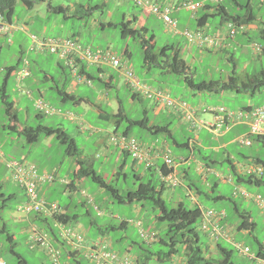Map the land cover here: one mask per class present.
<instances>
[{
	"label": "rangeland",
	"instance_id": "1",
	"mask_svg": "<svg viewBox=\"0 0 264 264\" xmlns=\"http://www.w3.org/2000/svg\"><path fill=\"white\" fill-rule=\"evenodd\" d=\"M179 1L183 0H162V4L168 5L171 9L170 17L175 21V27L167 25L158 15L145 14L143 9L131 0H42L36 3L32 9H27L20 0L16 1L13 25L8 32L0 33V85L4 81L6 67L16 65L20 58L26 57L31 61L35 59L36 62L31 64L33 78H37L40 81L34 82L31 87H28L31 93L29 97L24 93L21 94L17 89V82L24 88L27 85L15 73L8 77L5 85L6 93L14 102L16 121L19 126H37L40 123L64 128L76 141L79 150L78 155L68 156L64 153V146L57 141L55 136H40V141L37 143H28L27 138L23 134L9 129L10 121L4 113V107L0 100V152L3 154V159L0 160V194H3L4 197L13 194V197L6 201L3 207H1L3 205V197L0 196V223L6 222L7 229L14 236V250L21 254L29 264H48L49 260L47 256L40 253V250H36L38 249L35 248L37 246L34 247L35 249L30 248L28 237L32 225L24 221V214L18 212V209L27 201L26 195H24V190L13 179L10 169L5 164V160H16L38 165L46 168V171L50 173L56 170L61 177L68 173L69 179L75 181L74 171L76 170L75 166L79 156L89 162L93 170L100 174L106 182L119 189L121 194H125L129 190L135 189L140 181L149 179L159 188L161 179L158 173L153 170L148 171L140 180H137L134 176L133 168L135 172L141 174L143 172V163L134 162L130 155L117 160L114 154H105L104 144L108 143L109 134L115 129L116 122L120 118L118 114L121 111L132 118L138 119L146 114L150 122L154 121L153 123L159 125L169 123L175 139L180 142H184L188 136L194 135L193 132L188 130L186 124L181 129L176 130L177 120L169 117L168 112H159L154 116L151 104L153 99L142 95L140 101L131 102L132 92L125 86V78L122 74H114L116 89L104 88L97 80H92V83L88 85L84 82L79 85L76 92L81 97L88 98L90 103L83 102L77 105L71 100L62 101L54 90H49L48 87L53 86V83L50 80L42 82L40 76L42 73L47 72L55 76L58 80V85H61L63 80H65L66 84L64 86L67 90L71 89L72 78L68 70L64 72L57 70L58 68L54 64L56 57L53 54L28 51L30 45L29 33H34L39 37L62 38H67L72 33H75L80 43L92 50H107L118 56L123 63L133 70V73L141 82L166 90L172 98L186 101L190 105L223 106L227 109L264 105V87L253 94L229 89L197 91L192 89L181 77L174 74L160 73L159 69L146 71L143 65L140 36L133 38L122 35V22L132 20L134 16L143 21L145 31L142 34L144 37L153 36L155 50L163 46H176L178 48V58L189 66L190 73L188 75H192L191 77H193L195 82L210 80L213 81L212 85L215 88L218 84L226 82L229 75L237 76L238 81L241 82L245 80L244 77L246 75L264 70V54L256 51L253 46L257 44L264 48V38L260 32L251 31L249 36L246 37L242 30H239L234 36V40L231 41L230 47L227 48L224 47V44H221L220 47L203 45L198 48L197 44L188 42L183 32L186 30L194 31L197 28V18L206 11L198 8L195 13H192L185 8H177L175 5ZM190 1H207L213 6H218L214 0ZM250 2L253 10L261 17V21H257L254 24L258 28L264 27V3H260L259 0H251ZM48 3L66 7L69 18H64L62 12L57 14L48 12ZM77 4L84 5L87 10L91 6L99 7L89 12L90 14L84 11L86 14L82 18H77L74 16L78 13L76 10ZM222 4L231 10L232 5L227 0H224ZM220 19L219 15L208 17V34L216 37L218 33H226L227 29L219 25ZM108 22H112L115 25H106L101 28V23ZM139 25L138 22H132L130 27L140 28ZM167 52L171 54L170 48ZM172 56L175 57L177 54ZM92 68L95 69V67ZM101 68L106 72L113 70L112 67L107 65H102ZM41 96L51 107H60L62 111H56L51 114L42 113V117L37 118L38 111L34 108L33 101ZM96 104H100L102 112L108 114L106 119L98 116ZM118 106H121L122 110H118ZM114 114H117L118 117H115ZM198 115L205 117L206 120H210L212 117L209 112L199 111ZM126 125L125 120L120 121L116 134H122ZM149 134L148 130L139 127H133L130 131V135L140 142H145ZM169 145L170 149L164 151L167 153L169 150L171 156H174L177 149L173 143H169ZM229 147L245 152L251 150V148L240 147L236 144H231ZM164 154L159 158L160 164L163 162ZM259 154L264 160L263 147L260 149ZM214 155L218 160L215 167L221 172V177L217 179V184L212 191L202 186L200 180L198 181L203 188L202 190L208 196H197L201 208L223 210L225 212L224 224L231 243L224 241L221 244L233 250L232 260L234 262L264 264V261L255 258L258 251L257 241H264V212L252 199H244L239 194L233 195L234 184L228 178L235 180V177L227 175L228 163L222 160L224 153L219 151L215 152ZM193 169L196 171L195 168ZM192 174L196 176L198 172L196 171V173ZM55 176L58 180L56 174ZM224 178L228 181H225ZM79 181L83 194L79 193L78 196L72 198L71 206H69L71 203L69 201L70 195L65 193L64 188L60 187V184H57V187H60L59 190L52 191V198L57 200L61 206H67L70 214L77 215V219L72 220L70 225L76 228L84 238L94 240L106 237L108 243L111 244L117 253L128 255L134 260L138 259L141 263L144 261V264H186V256L182 254L181 247H179V253L165 263L149 254L150 251L167 250V246L162 245L158 241L160 238L166 237V224L157 218L159 212L156 209H152L149 202L120 203L115 199L113 200L104 188L97 186L89 178L83 177ZM243 187L249 193L261 194L264 197V187L249 186L245 183ZM183 189L185 188L177 186L175 191L179 190L182 192L178 191L173 198L169 197L170 190L168 187L165 186L162 189L161 197L168 208L176 207L179 202H184L187 207L196 206ZM220 194L224 196L223 199H213V197ZM80 200L85 202L84 206L80 205ZM233 202L236 203L240 210H246L251 213L252 219L256 224L251 233L237 229L240 218L233 210ZM30 214L35 215L34 212L28 213V215ZM90 220H93V223ZM121 222L126 223L124 228L119 227ZM137 222H140L139 226H137ZM199 224L200 219L197 220L195 226L199 233L203 254L209 259H220V252L218 250L213 251L214 246L211 239L199 229ZM108 226L116 228L106 233L105 228ZM140 230L145 234L153 233L156 238L155 241L152 243L145 242ZM232 243H237L241 247H248L249 252L240 253L234 248ZM0 254L5 257L8 264H20L17 262L16 257L8 251V242L5 241L2 233H0ZM83 263L94 264L86 259H83Z\"/></svg>",
	"mask_w": 264,
	"mask_h": 264
},
{
	"label": "trees",
	"instance_id": "2",
	"mask_svg": "<svg viewBox=\"0 0 264 264\" xmlns=\"http://www.w3.org/2000/svg\"><path fill=\"white\" fill-rule=\"evenodd\" d=\"M17 0H0V24H12L13 23V16H14V8ZM21 3L27 8L32 9L34 5L42 0H20ZM230 2V4H233L234 6H231V10H226V5L220 3L218 6L210 5L207 1L204 2L203 6L207 9H213L214 12L208 15H205V21L208 20L209 16L219 15V17L225 22L230 21L235 26H244L247 27L252 22H254V19L256 18V12L253 10L251 5V0H227ZM77 18H82L84 14H86L84 11H87V13L92 12V10L98 8L99 6H91L88 10L85 9L84 5L77 4L76 5ZM201 7V8H202ZM83 9V11H82ZM67 8L63 7L62 5H52L51 3H48V9L47 11L50 13H60L62 12L64 15V18H69V15L66 12ZM84 12V13H83ZM90 14V13H89ZM48 18V17H47ZM138 18L133 17L132 20H127L122 22V35L124 37H137L140 36V46L143 52V65L145 66V69L147 72L159 69L160 73H170L174 74L178 77H181L183 81L188 83V85L197 91L202 90H213V91H221V90H234L236 92H249L250 94H253L255 91L260 90L264 87V70L257 71L252 74L246 75L243 81H238V77L235 75H229L228 80L222 84H218L215 88H213V81H199L195 82L193 80V77L189 76V66L182 60L178 58V48L175 46H163L157 50H155V45L153 41V36H149L148 38H145L142 34L143 31H145V27L141 26L140 28L136 27H130V24L132 22H137ZM106 25L114 26L115 24L112 22L108 23H101V28H104ZM261 34L264 38V30L261 31ZM72 39H77L76 34L72 33L71 36H68ZM230 38V37H229ZM233 38V37H232ZM170 48L171 54H177V56L173 57L171 54L167 52V50ZM95 51V50H94ZM97 51V50H96ZM30 52H36L41 53L40 51H30ZM125 53H127L125 51ZM129 55V54H128ZM23 58L18 59L16 62V65L8 66L5 68V77L3 83L0 85V100L4 107V113L9 118L10 125L9 129L11 131H18L20 134H23L27 138V142L30 144H35L38 141H40V136H55L57 141L64 146V153L68 156H74L79 154L78 147L73 140V138L61 127H53L43 124H38L37 126H19V123L16 121V110L14 109V102L11 100L10 96L6 93V82L8 77L11 75L14 69L18 67V65L21 63ZM80 72L83 74H86V76L91 77L92 80H97L99 82H103V79L96 76V74H90L87 70L84 68L80 69ZM106 84V83H105ZM166 91V90H165ZM167 92V91H166ZM58 95H60L61 100L65 101L67 99H76L73 95H68L66 92H64V89H59L56 92ZM136 96L138 99H141L140 94L133 93L132 98L135 99ZM78 102V101H77ZM248 106H245L244 108H247ZM120 118L116 122V127L114 131H116L119 127V123L122 120H125L127 123L126 127L123 129L122 134L129 135V131L132 127H139V128H145L148 131L151 132L153 135H165L167 138L171 140L172 143L181 144L183 146H186V141L180 142L174 137V133L170 129L169 123H166L164 125L159 124H151L148 125L149 119L147 115L145 114L142 118H132L131 116L127 115L123 111L118 114ZM117 114H114L115 117H118ZM37 118L42 117V113H37ZM253 141L261 143V148H264L263 139L260 137H254ZM251 147V145H250ZM253 147H251L252 149ZM247 151L246 153H248ZM257 154V153H256ZM245 156L249 157L250 163L261 166L263 168V173L261 175L256 174H239L236 172H233V176L235 177V181L240 184H247L249 186H256V187H264V160L261 158L260 154L255 155L254 157H250L248 154ZM231 161H229L230 163ZM77 164L78 169L75 174V178H89L90 181L97 184V186L104 188L109 196L114 200H117V202L120 203H141L143 201L149 202L152 209H156L159 212V215H157V218L161 221H164L166 224L165 229V236L164 238H160L158 241L164 245L167 246V250L161 251H150V255L155 256V258L163 263L170 261L174 256H176L179 253V247L182 249V254L186 256V264H241L236 263L232 260V254L233 250L231 248L224 247L220 241H216V246L218 249V252H220L221 258L216 259H209L206 258V256L203 254L202 248L200 246V238L199 233L197 230V227L195 226V223L198 219H200V208L195 207H187L184 202H179L176 207H167L165 201L161 197V188H163V184H160V187L158 188L155 184L152 183V181L149 179L147 181H140L137 184V187L133 190L127 191L125 194H121L119 189L115 188L113 185L106 182L100 174H98L89 162L85 161L81 157L78 156L77 158ZM162 167V172H166L165 169ZM137 180L141 179L140 174L134 175ZM74 183L72 182L71 185ZM217 182L214 184V187L216 186ZM198 193L202 194L205 197H208L204 191L203 188L197 184L194 185ZM0 196L3 197V205L1 207L5 206V202L8 201L13 197V194H9L8 196L4 197L3 194H0ZM223 195H217L213 197V199H223ZM80 205H85V202H81ZM233 210L240 218V221L237 225V229L241 231H247L251 233L253 229L255 228V221L252 219L251 213L246 210H240L235 202H233ZM89 214V212H88ZM41 226H44V228L52 235L53 238H58V236L55 233L54 227L52 225L53 221L48 218H40L38 217ZM55 219L60 220L62 222H70L72 220L77 219L76 214H68L65 213V211L61 213V215L57 216ZM52 221V222H51ZM91 223H93V220H90ZM224 222V221H223ZM125 222L120 223V228L125 227ZM114 226H108L106 227L105 231L106 233L109 232L111 229H115ZM0 233L4 234V239L6 242H8V251L14 255L17 259V262L20 264H28L21 254L17 253L14 250V236L9 230L7 229L6 222L0 223ZM258 251L256 254V258L264 261V241H257ZM235 248V247H234ZM69 255L65 258L68 259V261L71 264H84L83 259H86L85 256L81 255H75L74 251H72ZM87 260V259H86ZM137 264H144V261L141 263L138 259L136 260Z\"/></svg>",
	"mask_w": 264,
	"mask_h": 264
},
{
	"label": "built area",
	"instance_id": "3",
	"mask_svg": "<svg viewBox=\"0 0 264 264\" xmlns=\"http://www.w3.org/2000/svg\"><path fill=\"white\" fill-rule=\"evenodd\" d=\"M135 4L140 6L144 12L158 15L163 21L175 27V21L170 17L171 9L168 5H161L160 0H132ZM224 0H214L216 3H221ZM264 2V0H259ZM202 4L190 0L181 1L177 4L178 8H185L191 12H195ZM11 28V25H1L0 32L6 33ZM243 26H235L231 22L226 23L227 36L233 37L238 30ZM14 29V27H13ZM12 29V30H13ZM183 35L188 42L197 44L199 46L209 45L214 47L220 46L218 37H214L202 30L183 32ZM30 51L48 52L55 54L61 58L68 68L72 71L75 81L85 82L90 84L91 79L82 75L79 72V66L85 63L88 66L101 68L102 65H107L113 69L121 72L128 84V86L135 92L141 93L146 97L154 99L159 105L174 109L181 112L185 120L194 129H206L214 135L222 133L235 124H246L248 127L247 133L240 135L237 141L244 145L251 144V137H260L264 140V105L253 106L240 109H227L223 106L204 107L198 110L196 107L189 105L183 100L172 98L163 90H157L142 83L138 77L133 73V70L121 61V59L110 51H94L89 47L81 45L77 40L72 38H58V37H39L35 34L29 33ZM256 50L260 46L254 45ZM16 75L21 79L29 75L28 60L23 59L20 69ZM99 76L102 73L99 72ZM29 95V91H26ZM35 109L44 114H51L56 111L41 97L33 101ZM209 112L212 115L211 120L201 119L198 112ZM111 141L123 150H127L133 159L138 162L150 164L151 154L150 149L140 145L134 138L126 136H112ZM3 154L0 152V159ZM7 168L10 169L13 179L24 189L27 201L19 211L22 214L36 212L47 216H54L60 213V207L55 202H48L46 199L39 197L37 193V186L43 183H51L55 181L56 177L52 173L38 172L33 164L25 163L16 160H5ZM164 164L167 172L162 175L165 183L172 187L180 184V180L176 173V164L167 153L164 155ZM201 169V166H199ZM247 173L261 174V166L246 167ZM235 194H240L245 198L252 199L256 205L264 212V197L261 194H250L244 188L237 187ZM224 211H215L212 209H205L201 212L200 229L206 232L213 240L227 239L224 228L221 225V220L224 217ZM139 224V223H138ZM55 226L58 229L59 236L73 248L83 251L87 258L94 264H134L128 256L119 255L114 252L103 239H96L88 243H84L80 235L70 227L56 222ZM141 235L146 239H151L152 236L144 234ZM30 247H42L47 250L52 264H69L67 260L61 258L60 250L56 249L50 242L49 235L36 227H33L29 233ZM237 249L241 252H248L247 247H241L236 244ZM0 264H7L6 261L0 257Z\"/></svg>",
	"mask_w": 264,
	"mask_h": 264
},
{
	"label": "crops",
	"instance_id": "4",
	"mask_svg": "<svg viewBox=\"0 0 264 264\" xmlns=\"http://www.w3.org/2000/svg\"><path fill=\"white\" fill-rule=\"evenodd\" d=\"M161 2H162V0H161ZM209 4L213 5L211 3H209ZM231 5L234 6L233 4H231ZM201 10H205L206 12H204L202 14V16L197 18V28H195V30L200 29V30H202V31L207 33L208 20L205 21V15H208L210 13L212 14L214 12V10L211 9V8L206 10V8H204V7H202ZM226 10H228V8ZM145 14L150 15L151 13H145ZM260 18H261L260 15H258L256 13V18L254 19V22H252L250 25H248L247 27L244 28L242 33L246 37L249 36L251 31H258L261 34V31L264 30V27L258 28L257 25L254 24L257 21H261ZM137 22L140 24L139 25L140 27L144 25L143 21H140V19H138ZM219 23H220L219 24L220 26H224L225 20L220 19ZM218 34H220V33H218ZM222 34H225V33L222 32ZM261 36L263 37L262 34H261ZM222 38H223V36H222ZM234 38L235 37H233V38L224 37L222 39L223 40L222 42L225 45L224 47H226V48L230 47V43H231V41L234 40ZM82 45L85 46L84 44H82ZM198 48H200V46ZM53 55L56 57V60H55L54 64H56V68H58L57 70H60L62 72H64L65 70H68V72H69V74H70V76L72 78V84L70 85L71 89H68V90L66 89V87L64 86L66 84L65 80H63L61 85H58V80L55 78V76L50 75L47 72H44V73L41 74V76H40L41 81L45 82L46 80H50L53 83V86H49L48 87L49 90H54L55 93H56L59 89L63 88L64 92H66L68 95H73V96L76 97V99H78V100L67 99L64 102H66L68 100H71L74 104H77V105H80L83 102L90 103L88 98H85V97L83 98V97H81L78 94V92H76L77 87L79 85H81L83 82L75 81V77H74L72 71L70 70V68L65 66V64H64V62H63V60L61 58H59L55 54H53ZM24 58H26V57H24ZM26 59L28 60V67H29V70H30V74H29V76H27L26 78L23 79V82H24L25 85H27V87L24 88V87L19 85V82H17L18 83L17 89L20 91L21 94L24 93L27 97H29L31 95V93H30V95H28L26 93L27 90L30 91V89L28 87H31V84H33L34 82L35 83L39 82L40 80L37 79V78H33V69L31 68V64L35 63L36 60L33 59L31 61L29 58H26ZM37 63H38V61H37ZM20 65H21V63L18 66H20ZM86 67L87 68H85V70L90 72V74H94V75L97 74L96 68L93 69L92 67H90L88 65H86ZM115 73L121 75V72H118V71H116L114 69L111 72H108V71L106 72L105 71V76L106 77H104L103 82H99V84L103 85L104 88H111V89L114 88V89H116V87H115L116 86V83H115V75L116 74ZM28 82H29V84H27ZM125 86L129 89V87L126 84H125ZM153 88L161 89V88H156V87H153ZM161 90H163V89H161ZM163 91H165V90H163ZM132 94H133V92H132ZM132 94H131V97H130L131 98L130 99L131 102H134L135 100H139L140 101V99H138L137 96H136L135 99H133L132 98ZM30 99H31V97H30ZM151 102H152L151 104H152V110H153V115L154 116L157 113H159V112H168L169 117L176 118V120H177L176 130L181 129L184 126V124H186L187 127H188V130H190L191 132L194 133V135L188 136V138L186 139V143H187L186 146H183L181 144L173 143L175 145L177 151H176V153H174V156H172V157H173L174 161L177 162L176 170H177V173L179 174V176H180V178L182 180L181 186H182V188H185V189H183L185 194L189 195L190 199L192 200V202L195 203L196 206L199 207V208H201V205H200V202H199L197 196H201L202 194L198 193V191L196 190L194 185L195 184L199 185L198 181L200 180L201 183H202V186H204L206 189H210L212 191L214 189V184L217 182V179L219 178L213 172L214 171H218L221 174V172L215 167L217 165V163H218L217 157L214 155L215 152L222 151L224 153V158L222 160L225 163H228L227 164V169H226L227 170L226 172H227L228 176H233V172L239 173L241 175L245 174V167L251 162L250 159H248L249 157H247L245 155L248 154L250 157H254L255 155L259 154V151L261 149V143L256 142V141L254 142L253 138H252L251 147H253L254 149L252 148L251 150H249L248 153H246L245 151H242L240 149L236 150V149H232V148L229 147L231 144H233V145L236 144V145H238L240 147H245V146L241 145L237 141V138L239 137V135L247 133V125L246 124H235V125L231 126L229 129L224 130L219 135H213V134L209 133L208 131H206L204 129L195 132V131L191 130V128L188 126V123L185 121L183 115L180 112H177L176 110H174V111L170 110V109L168 110V108H165L164 106L159 105L158 103L156 104V101H154V100H152ZM104 103H105V101H104ZM95 106H96V110H98V116L100 118L106 119L108 114H105V113L102 112L101 105L100 104H96ZM192 106L196 107L197 109H202V108L206 107V106H203V105H199V106L192 105ZM248 107H253V106H248ZM55 109H57L59 111H62L60 107H57ZM119 109H121V106H118V110ZM199 117L201 119H205V117H203V116H199ZM153 122H150V119H149L148 125L157 124V123H153ZM116 131L113 130V132H111V133L109 131H106V132L110 133L109 135H112L114 133H117ZM130 131H131V129H130ZM130 131H129V135H130ZM148 132L150 133L148 139L145 142H140V143H142L143 145L152 147V150H153L152 164L149 167H145L143 165V172H141L140 175L142 177L148 171H153L154 170L155 172L158 173V175L160 177V171L162 169L163 162L160 164L159 163V158H161L162 154L166 153L165 152V151H167L166 149H170L169 143H172V142L165 135H163V136L156 135L155 136V135L151 134L150 131H148ZM108 138H110V136ZM75 143H76V141H75ZM263 143H264V141H263ZM251 147H248V148H251ZM104 152H105L106 155H109V154L113 155L114 154L115 157L117 158V160H121V158H124L126 155H128L125 151H121L119 148H117V146L112 144L110 141H108V143L104 144ZM229 161H231V162L229 163ZM198 164L199 165L202 164L207 169H205L202 173L197 171L196 167H197ZM36 167H37L39 172L46 171V168H44V167H40L38 165H36ZM78 167L79 166L76 163V166H75L76 170L74 171L75 174L77 172ZM193 168H195V170L198 172V174H196V176H193V174H192V173H196V171H194ZM133 171H134V175L135 174L138 175V173L135 172L134 168H133ZM46 172H49V171H46ZM52 173H55L57 175L59 182H57L58 181L57 180L53 184H41V185H39L38 188H37V192H38V195L40 197L46 198V199L51 200V201H56L58 203L57 200L52 198V195H53L52 191H55L56 189L59 190L60 187H63L65 193H68V195H70V197H69L70 198L69 199L70 202L73 201L72 198H75L76 196H78L79 193L83 194L81 192V186H80V181H79L82 178H75V181H73V180L69 179L68 173H66L62 177L59 176V173L56 170H53ZM75 174H74V176H75ZM63 180H65L67 182L68 181L69 182H73L74 184L70 185V186H66L62 182ZM230 182L232 184H234L233 185V190L236 187V185H239V186L243 187L242 184L237 183L232 178H231ZM57 184H60V187H57ZM165 186L166 185H164L163 188ZM163 188H161V191H162ZM168 189L170 190L169 197H171V198H173L174 195L177 194V192L179 191V190L175 191L176 187H175V189L168 187ZM179 192H182V191H179ZM81 202L82 201L80 200V204H82ZM71 205H72V202L69 204V206H71ZM61 207L63 208L65 213L70 214L69 213V208L67 206L66 207L61 206ZM18 212L20 214H22L19 211V209H18ZM23 216L25 218L24 221H26L28 224H31V225L34 224V225H37V226H41V222H40L38 216L36 217L34 214H30V215H26V216L23 215ZM20 217H21V215H20ZM22 220H23V218H22ZM223 221H222V224L225 225ZM71 222L72 221H70V223ZM225 227H226V225H225ZM224 241L228 242L227 240H224V239L222 241H220V242H224ZM52 243H53V245L56 248H59V250L61 251L62 259H65L66 255L69 256V254H68L69 252H67V251L70 250V247L67 244L63 243L62 241H60L56 237L52 239ZM212 243H213V246H214L213 251L218 250L217 246H216V242L212 241ZM35 248H38L36 250H40V253H42L44 256H47V258L49 260L48 264H51L50 256H49V254H47L46 249L44 250V248L39 247V246H37ZM79 252H80V255L83 256L82 252L81 251H79ZM0 256H3V255L0 254ZM3 258L5 259L4 256H3ZM23 259L28 263V261L24 257H23Z\"/></svg>",
	"mask_w": 264,
	"mask_h": 264
},
{
	"label": "clouds",
	"instance_id": "5",
	"mask_svg": "<svg viewBox=\"0 0 264 264\" xmlns=\"http://www.w3.org/2000/svg\"><path fill=\"white\" fill-rule=\"evenodd\" d=\"M132 1V0H131ZM183 1H185V0H183ZM133 2V1H132ZM179 2H181V1H179ZM179 2H177V4L179 3ZM199 2V1H198ZM204 2L205 1H202V2H200L202 5L199 7V8H201L202 6H203V4H204ZM260 2V1H259ZM222 3V2H221ZM260 3H262V2H260ZM264 3V2H263ZM160 4L161 5H164V4H162V2H161V0H160ZM177 4L175 5L176 7H177ZM217 4H220V3H217ZM137 5V4H136ZM138 6V5H137ZM178 8V7H177ZM197 11V10H196ZM195 11V12H196ZM144 12V11H143ZM194 12V13H195ZM146 13V12H145ZM193 13V12H192ZM228 22H230V21H228ZM226 23L227 22H225L224 23V28H226ZM1 25H13V23L12 24H0V26ZM197 30H200V29H197ZM242 31L244 30V26H243V28L241 29ZM239 31V30H238ZM237 31V32H238ZM0 33H2V32H0ZM226 33H227V31H226ZM217 34V36L216 37H218L219 38V40H220V46H221V44H223V38L224 37H229V36H227V34ZM32 34H34V33H32ZM236 35V34H235ZM234 35V36H235ZM222 36H223V38H222ZM233 36V37H234ZM59 38V37H58ZM60 38H62V37H60ZM67 38H69V37H67ZM230 38H232V37H230ZM75 40H77L79 43H80V41L78 40V39H75ZM81 44V43H80ZM82 45V44H81ZM254 45H257V44H254ZM253 45V46H254ZM86 46V45H85ZM219 46V47H220ZM258 46H260V45H258ZM86 47H88V46H86ZM214 47V46H213ZM255 48V47H254ZM91 49V48H90ZM255 50H256V48H255ZM28 51H30L29 50V47H28ZM96 51V50H95ZM98 51V50H97ZM256 51H258V52H262L263 54H264V48L262 47V46H260V49H258V50H256ZM26 59V58H25ZM22 61H23V59H22ZM22 61H21V65H22ZM21 65L20 66H18L16 69H14L13 70V72L12 73H15V75H16V72L20 69V67H21ZM90 67H94V66H90ZM29 68V67H28ZM81 68H87L86 67V64L85 63H82L80 66H79V72H80V69ZM96 68V71H97V77H99V78H101V79H104V77H106L105 76V71L102 69V68H97V67H95ZM115 70V69H114ZM117 71V70H116ZM99 72H101L102 73V76L100 77L99 76ZM119 72V71H118ZM11 73V74H12ZM82 75H84V76H86L85 74H83L82 72H80ZM29 74H30V70H29ZM122 74V73H121ZM123 75V74H122ZM29 76V75H28ZM86 77H88V76H86ZM26 78V77H25ZM88 78H90L91 79V83H92V78L91 77H88ZM24 79V78H23ZM125 82H126V80H125ZM85 83V82H84ZM90 83V84H91ZM142 83H144V82H142ZM86 84H88V83H86ZM144 84H146V83H144ZM126 85L128 86V84H127V82H126ZM146 85H148V86H150L149 84H146ZM129 87V86H128ZM151 88H153L152 86H150ZM129 89L133 92V93H136V94H140L141 96L143 95V94H141V93H137V92H135V91H133L130 87H129ZM155 89V88H154ZM157 90H161V89H157ZM28 91V90H27ZM166 92V91H165ZM29 93H30V91H29ZM166 93H168V92H166ZM169 94V93H168ZM30 95V94H29ZM145 96V95H144ZM146 97V96H145ZM42 98V97H41ZM146 98H149V97H146ZM152 99V98H151ZM177 99V98H176ZM154 100V99H153ZM155 101V100H154ZM186 102V101H185ZM187 103V102H186ZM156 104H157V102H156ZM190 105V104H189ZM192 106V105H191ZM165 107V106H164ZM206 107H208V106H206ZM217 107V106H216ZM248 108V107H247ZM37 110V109H36ZM174 110V109H173ZM198 110H200V109H198ZM38 111V110H37ZM39 112V111H38ZM178 112V111H177ZM41 113V112H40ZM181 113V112H180ZM182 114V113H181ZM200 116V115H199ZM184 117V116H183ZM212 118V117H211ZM185 119V118H184ZM206 120V119H205ZM211 120V119H210ZM186 121V120H185ZM187 122V121H186ZM188 123V122H187ZM188 126L191 128V130H193V131H195V132H197V131H200V130H202V129H204V128H202V129H199V130H197V129H194V128H192L191 127V125L188 123ZM204 130H206V129H204ZM247 130H248V127H247ZM207 131V130H206ZM209 132V131H208ZM209 133H211V132H209ZM212 134V133H211ZM221 134V133H220ZM214 135V134H213ZM219 135V134H218ZM242 135H244V134H242ZM112 136H126V137H129V138H134L133 136H131V135H124V134H120V135H117L116 133H114V134H112V135H110V138H109V141L112 143V144H114L115 146H117L115 143H113L112 141H111V137ZM240 136V135H239ZM255 136H253V137H251V144L250 145H252V138H254ZM140 145H142V146H144V147H147V148H149L150 149V154H151V161H150V164L149 165H146L145 163H143L144 164V166L145 167H149L151 164H152V156H153V150H152V147L151 146H146V145H143L142 143H140V141L139 140H137L136 138H134ZM242 145V144H241ZM250 145L249 146H245V147H250ZM244 146V145H243ZM117 148H119L121 151H125L128 155H130V153L127 151V150H123V149H121L120 147H118L117 146ZM169 155H170V157L173 159V157L171 156V154H170V151L168 150V152H167ZM167 153H165V154H167ZM164 154V155H165ZM164 155H163V166L162 167H164L163 169H165L166 170V172H167V168H166V165L164 164ZM131 156V155H130ZM132 157V156H131ZM1 159H3V158H1ZM0 159V160H1ZM133 159V158H132ZM133 161L134 162H138V161H136L135 159H133ZM173 161H174V159H173ZM26 163V162H25ZM139 163H141V162H139ZM174 163L176 164V167H177V162H175L174 161ZM29 164H31V163H29ZM34 165V164H33ZM251 165H253V166H258V165H254V164H248L246 167H248V166H251ZM35 167H36V165H34ZM199 166H201V169H199ZM246 167H245V174L247 173L246 172ZM36 169H37V167H36ZM196 169H197V171H199V172H203L205 169H207V168H205L202 164H198L197 165V167H196ZM37 171H38V169H37ZM39 172V171H38ZM42 172H46V171H42ZM42 172H40V173H42ZM166 172H162V169H161V171H160V178H161V183L162 184H164V185H166L167 187H170V188H175V187H177V186H181V184H182V180H181V178L179 177V175H178V173H177V170H176V173H177V176H178V178H179V180H180V184L179 185H177V186H175V187H172V186H170L169 184H167V183H165L164 181H163V179H162V175L163 174H165ZM47 173H50V172H47ZM217 177H221V174L218 172V171H214L213 172ZM262 173H263V168H262ZM261 173V174H262ZM54 176H55V173H52ZM247 174H255V173H247ZM261 174H259V175H261ZM256 175H258V174H256ZM56 177V176H55ZM231 177V176H230ZM57 180V178L55 179V181ZM224 180L225 181H228V180H231V178H228V180H226V178H224ZM55 181H53V182H51V183H43V184H53ZM66 186H70L71 185V183L72 182H67V181H65V180H63L62 181ZM39 185H41V184H39ZM38 185V186H39ZM163 185V186H164ZM20 186V185H19ZM38 186H37V188H38ZM21 187V186H20ZM237 187H240V188H244V187H242V186H239V185H236V187L234 188V190H233V195H238V194H235L234 193V191H235V189L237 188ZM22 188V187H21ZM23 189V188H22ZM245 189V188H244ZM24 190V189H23ZM246 190V189H245ZM24 193H25V191H24ZM38 193V192H37ZM250 194H252V193H250ZM26 195V194H25ZM240 195V194H239ZM39 196V195H38ZM242 196V195H241ZM40 197V196H39ZM43 198V197H42ZM244 199H248V198H245V197H243ZM44 199H46V198H44ZM48 202H55V203H57L56 201H51V200H48V199H46ZM58 204V203H57ZM58 206L60 207V213L59 214H57V215H54V216H47V215H44V214H40V213H36V212H34L35 213V216L37 217H40V218H48V219H50V220H52L53 221V223H52V225H53V227H54V230H55V233H56V235L58 236V239L60 240V241H62L63 243H65V244H67L60 236H59V233H58V229H57V227L55 226V223L56 222H59V223H62V224H64V225H66V226H68V227H70L71 229H73L74 231H76L79 235H80V237H81V239L83 240V242L84 243H88V242H90V241H93V240H90V239H86V238H84V236L76 229V228H74L73 226H71L70 225V222H67V223H65V222H62V221H60V220H57V219H55L57 216H59V215H61V213H62V211L64 212V210H63V208L58 204ZM96 208V207H95ZM97 209V208H96ZM202 210H205V209H203V208H200V222H201V212H202ZM215 211H223V210H215ZM225 213V212H224ZM25 216L26 215H28V214H24ZM226 216L224 215V217L222 218V220H221V225H222V227L224 228V231H225V233H226V235H227V239H224V240H227L229 243H231V241H230V239H229V235H228V232L226 231V227H225V225H223L222 224V221L224 220V218H225ZM51 221V222H52ZM139 223V224H138ZM140 225V222H137V226H139ZM33 227H36L37 229H39V230H43V231H45L48 235H49V238H50V242H51V244L53 245V243H52V235L44 228V226H37V225H32V228ZM31 228V229H32ZM31 229H30V231H31ZM199 229H200V224H199ZM201 230V229H200ZM30 231H29V233H30ZM202 231V230H201ZM144 233L142 230H140V233ZM202 232H204V231H202ZM208 237H209V235L206 233V232H204ZM145 234V233H144ZM147 235H150V236H152V238L150 239H146V238H144L142 235V237H143V239L145 240V242H147V243H152V242H154L155 241V235L153 234V233H151V234H147ZM210 238V237H209ZM29 239V238H28ZM97 239H103V240H105L107 243H108V240L106 239V237H102V238H97ZM211 239V238H210ZM94 240H96V239H94ZM219 240H222V239H219ZM219 240H213V239H211V241H213V242H216V241H219ZM30 242V241H29ZM233 244V246L236 248V250H238L240 253H244V252H241L239 249H237V247H236V244L237 243H232ZM69 247H70V250L69 251H67V252H69L68 254L69 255H72V254H70L72 251H74V254H73V256H75V255H80V250L79 249H77V248H73L72 246H70L69 244H67ZM108 245H109V247L114 251V252H116L117 253V251H115L113 248H112V246H111V244L110 243H108ZM239 245V244H238ZM54 246V245H53ZM55 247V246H54ZM244 247H246V246H244ZM31 248V247H30ZM56 248V247H55ZM248 248V247H247ZM33 249V248H32ZM56 249H58L59 250V248H56ZM45 250V249H44ZM47 251V250H46ZM61 252V251H60ZM82 252V254H83V256H85L86 257V259L90 262V260L87 258V256L84 254V252L83 251H81ZM248 252H249V248H248ZM248 252H246V253H248ZM47 254H48V252H47ZM119 254V253H118ZM120 255V254H119ZM124 255V254H123ZM62 256V255H61ZM125 256H128V255H125ZM0 257H2L3 258V256H0ZM129 257V256H128ZM62 258V257H61ZM131 260H133V262H134V264H137V261L136 260H134V259H132L131 257H129ZM255 258H256V256H255ZM4 259V258H3ZM5 260V259H4ZM64 260H67L68 261V259L67 258H65ZM258 260H260V259H258ZM6 261V260H5ZM51 261V260H50ZM69 262V261H68ZM92 262V261H91ZM6 263H7V261H6ZM93 263V262H92ZM8 264V263H7ZM52 264V263H51ZM69 264H71L70 262H69Z\"/></svg>",
	"mask_w": 264,
	"mask_h": 264
}]
</instances>
